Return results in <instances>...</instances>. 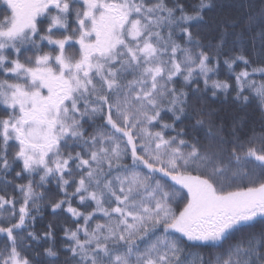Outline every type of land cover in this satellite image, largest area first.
I'll return each mask as SVG.
<instances>
[{
	"label": "snow or ice",
	"instance_id": "snow-or-ice-1",
	"mask_svg": "<svg viewBox=\"0 0 264 264\" xmlns=\"http://www.w3.org/2000/svg\"><path fill=\"white\" fill-rule=\"evenodd\" d=\"M234 6L209 16L221 0H0V184L16 166L27 178L18 210L0 195V264L59 260L51 224L27 231L37 188L53 181V214L76 223L64 264H264V120L190 105L234 91L264 114V0ZM221 56L235 88L213 78ZM28 238L49 241L43 254H26Z\"/></svg>",
	"mask_w": 264,
	"mask_h": 264
},
{
	"label": "trees",
	"instance_id": "trees-1",
	"mask_svg": "<svg viewBox=\"0 0 264 264\" xmlns=\"http://www.w3.org/2000/svg\"><path fill=\"white\" fill-rule=\"evenodd\" d=\"M221 2L223 3L224 7L219 8L212 13H209V16H216L223 14L235 15L238 11H242L234 6L237 0H221ZM193 31H195V29H193ZM207 39L208 37L205 38V42H207ZM223 59L224 57L221 56L220 57L221 63H220L218 75H213V78L220 80H227L230 84H232L233 88H235L234 74L230 73L227 66L223 64ZM242 68L243 65H239L236 67V71L239 72ZM254 78L259 82L260 80L259 74H257ZM190 87L194 88L195 85H192ZM200 87L203 88L202 80L200 83ZM234 96H235L234 91H230L227 95V98L225 97V94L223 92H218L217 96L213 98L211 96V90H209V92L206 94L204 93H197L194 95L190 94V105H194L197 107H204L206 111L212 110L216 112L219 117H223L226 122L233 116L246 114L248 118V126L249 127L254 126L257 129H259L261 121L264 120V114H262L254 104L249 105L246 108H241L236 102L233 101ZM197 97H201V98L197 99ZM189 110L191 111V108ZM189 123L190 122L187 120H185L183 123H177L176 131H180L182 128H186V126ZM154 130H158V129H154ZM175 134L176 132H172L171 130H169V135H175ZM190 136L191 133L189 136H186L184 138L189 139ZM252 166L253 165L251 164L248 165V167L250 168ZM19 170L20 167L16 166L15 171H19ZM15 171L11 172L7 176V180L11 181L12 183L7 185L6 191H5V186L3 184H0V195H6L8 198L14 197L15 200L17 201L16 208L18 210L20 204L22 203V194L18 190H16L15 186L17 184L27 183V178L26 177L23 179L16 178ZM36 179L38 180V177H36ZM37 191H44L45 196L44 199L39 201V210L32 211V215L35 217L34 227H29L27 231H34L37 234V236L42 237L43 233L48 230V225L51 224L53 226V230L55 233L56 249L60 253L59 260L56 262V264H64L65 260L71 257V253L65 250V246L68 245L70 241H68V239L65 237L64 232L65 229H74L76 227V223L74 222V218L66 211L58 210L56 214H53L52 209L50 207V203L54 202L55 200L63 198V193L59 191L55 181L47 185L44 189L37 188ZM72 191L73 188L69 187L68 188L69 194H71ZM72 203L74 207H80L82 211L85 210L82 206L79 205L78 198H73ZM24 236H26V232L24 233ZM4 243H5V239L2 235H0V247H2ZM48 244L49 241L43 238L39 240H31L30 238H28L24 241L23 244H21V248L26 249V246L30 245L31 249L27 250L26 254L29 257H32L35 255L36 252L43 254L44 248L47 247ZM198 251L203 252L207 257L209 253L214 254L216 250L210 248H202V249H198Z\"/></svg>",
	"mask_w": 264,
	"mask_h": 264
}]
</instances>
